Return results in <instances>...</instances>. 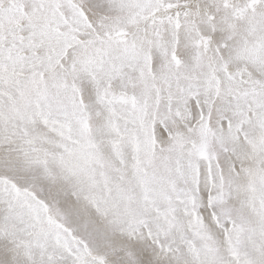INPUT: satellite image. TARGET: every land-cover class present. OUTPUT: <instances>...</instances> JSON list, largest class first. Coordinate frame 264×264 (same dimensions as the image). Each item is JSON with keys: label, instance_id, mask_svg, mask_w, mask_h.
Instances as JSON below:
<instances>
[{"label": "snow or ice", "instance_id": "1", "mask_svg": "<svg viewBox=\"0 0 264 264\" xmlns=\"http://www.w3.org/2000/svg\"><path fill=\"white\" fill-rule=\"evenodd\" d=\"M0 264H264V0H0Z\"/></svg>", "mask_w": 264, "mask_h": 264}]
</instances>
